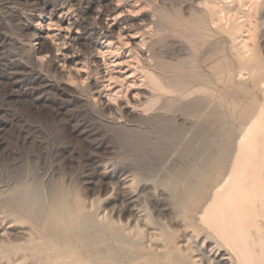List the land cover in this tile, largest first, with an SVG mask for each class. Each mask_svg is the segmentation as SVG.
<instances>
[{"label":"rangeland","instance_id":"374dc122","mask_svg":"<svg viewBox=\"0 0 264 264\" xmlns=\"http://www.w3.org/2000/svg\"><path fill=\"white\" fill-rule=\"evenodd\" d=\"M64 1L0 0V197L10 195L2 197L10 200L13 194L15 197L25 193V198L23 195L17 202L22 207L19 209L17 205V209L23 213L16 212V204H9L18 215L28 217L27 194L40 192L45 215L37 216L38 224L36 217L33 221L42 230L68 203V209L80 208L88 216L93 213L91 217L98 220L96 223L112 227L113 233L109 234L114 235L105 236L102 243L107 245L101 246L121 253L127 247V240L136 242L143 238L147 245L155 242L153 235L161 229L171 231L174 213L186 223L197 215L201 201L188 200L190 189L186 187L201 185L198 175L206 171L209 161L214 169L209 170L203 183V192L208 196L216 191L221 180L222 190L236 186V179L249 169V165H243L244 160L246 163L252 160L250 164H253L252 156L245 157L239 145L242 128L238 123V83L226 88V76L222 74L229 58L236 66L234 55L239 50L238 42L226 34L230 35L234 20V23L244 22L243 11L252 12V9L249 5L244 8L238 0H209L215 10L224 6L231 16L228 14L222 23L215 19L213 25L214 17L211 19L203 9L204 0ZM260 1L258 19L264 13V0ZM97 9H114L116 16L112 15L106 22L112 35L100 40L91 51L73 48L79 58L74 64H64L62 58L72 48L65 44L63 35L68 38L81 33L74 27L66 29L68 23L81 20L99 27L98 20L93 18ZM63 19L67 22L61 24ZM259 23L264 28V20L260 19ZM35 46H42L46 53L35 56L31 52ZM228 141H232L231 146L225 145ZM226 153L229 160L225 167L221 160ZM169 195L173 196L167 198ZM258 214L259 225L253 228L257 235L248 238L242 247L246 252L250 243L257 241L247 257L252 264H264V247L260 249L264 244V205L258 208ZM72 222L69 236L76 234L72 236L75 238L82 227L73 219ZM186 226L190 235H198L196 225ZM6 227L7 223L0 224V233L6 230L0 245L3 240L13 242L20 237V228ZM205 227L212 237L219 236L214 226ZM7 232L11 233L9 238ZM231 247L234 255H241L240 250ZM210 249L205 246L201 252L209 255Z\"/></svg>","mask_w":264,"mask_h":264},{"label":"bare ground","instance_id":"6f19581e","mask_svg":"<svg viewBox=\"0 0 264 264\" xmlns=\"http://www.w3.org/2000/svg\"><path fill=\"white\" fill-rule=\"evenodd\" d=\"M232 1H235V0H232ZM258 1L259 0H238V2H239L238 4H240L244 8H248L250 6L252 9V12H247V10H246L247 13H245L243 11L244 15L243 14L242 15L244 18L243 19L244 22L234 23L236 21V20H234L233 23L231 22L232 26H230V29L229 28L226 29L224 26H222L226 30L229 29L230 35L232 37H230L229 33H228V35L226 34V36H229V39L233 38L234 41L236 40L238 42V45H239V50H237L236 55H234V56H236L235 60L237 61V64H235L236 66H234V64L232 63L233 61L231 62L232 58L231 59L229 58L230 61H227V64H226L227 66H225L224 71L222 70V74H225V76H226L227 83L224 81L227 85L226 88L230 87L231 83H234V82L238 83V84H236V85H238L237 88L239 89V91H237V92H239L238 96H239V100H240L239 101L240 102L239 103L240 113H239V117H238L239 118L238 123H239L240 127L242 128L241 142L239 145L241 147V151H242L241 153L245 157L251 155L253 160H254L253 164H250L252 160L250 162H248L249 164L246 163L247 160H244L245 162H243V165H246V167L249 165V169L246 172V174H244L243 176H239L236 179L237 185L232 186L230 189L222 190V186L224 183L222 184L221 182L223 180H221L220 183L215 187L216 191L213 192V194H211L209 191V193L211 195H209V196L206 195L204 193L205 191L203 192V190H204L203 189V183L205 182V180L209 176L208 175L210 172L209 170L211 168H213L211 166L214 165L211 161H209L208 163L206 161V163H207L206 168H205L206 171L202 172L198 175V178H200V180H201V185H199L198 187H195V188L194 187L188 188L189 186L186 187V185H185V187L188 190L190 189V192H187L189 194L187 197L188 200H200L201 201V206L198 210L197 215H195L194 218H192L191 220H188V223H186V222H182L181 221L182 218L177 216L174 212H172L174 214L172 217V230L171 231H167L168 229H165V230L161 229L160 233H155L153 235L155 239L154 238H152V239L155 240V242H153V243L151 242L150 244H147V245L145 244L142 237H141L142 238L141 241L139 240L136 242H133V241L128 242V240H127V247L121 253H119L115 248L102 247L103 246L102 244L107 245L106 243H102V239L105 238V236L107 237L108 235H110L109 233L112 232V230H111L112 227H110V226L107 227L106 224H103L105 226H100L99 224H97L96 222L98 220L95 221L93 219L94 217H91L92 215L94 216L93 213L91 216H88L80 208H74L73 207V208L68 209L69 203L66 205V201H64L65 198L63 200L64 201L63 204L66 205V209L64 207L65 210L57 211L54 214V216H52L53 218L50 216L52 218V219L50 218L51 222L48 224V226H46L47 224L45 225L46 226L45 230L44 229L42 230L35 224L38 222L37 216H39V215L41 216V214H43L45 212L43 202H42L40 195H39L40 192L39 193L34 192L32 194H27L29 203L28 202H26V203H28V205H29L28 210L30 211L28 214L29 215L28 217H25V216L23 217L22 215H18L16 213V212H18V213L22 212V210L19 211V209H22V207L19 206L18 205L19 203H17V202L25 193H19L15 197L13 196L14 195L13 194V195H11L10 200H8V199L4 200L2 198L4 196H2V197H0V222L2 223L3 226L7 223V225H8V227H6L7 229L17 228V227L20 228V233H19L20 237L18 239H15V241H13L11 239L13 242L4 241L2 239L3 243H1V245H0V254H1L0 264H252L249 262L247 257L251 256L250 254L253 251H250L251 250L250 248L252 247V245L257 243V241L254 240L252 244L250 243V248L248 250H246L247 253L243 252L242 247L244 246V244L246 243L248 238H250L251 236L257 235L253 231L254 230L253 228H255L256 226L259 225V221L257 219V216L259 215L258 214V208H260L264 205V178H263L264 177V28H262L261 27L262 24L260 25V23H259L260 19L264 20V13H263V15H261L260 19L257 18V16H259L258 14H260V12L258 11V8H259L258 7L259 3L257 4ZM100 3L101 2H99V4ZM210 3L211 2L209 0H204L203 1V6H204L203 9H205V11H207V13L210 15L211 19H212V17H214L213 18L214 20H212L213 25H215L214 24L215 19H217L218 22L221 21V23L223 20H226L230 11L229 12L226 11L225 10L226 8H224V6H223V8H220V10H217V9L215 10V8L210 6L211 5ZM218 3H220V2H218ZM222 3H224V2H222ZM222 3H220V4H222ZM110 4H111V2H110ZM227 4H229V3H227ZM238 4H237V6H238ZM233 5H235V4H233ZM245 5H249V6L246 7ZM68 6H69V4H68ZM217 6H219V5H217ZM227 6H225V7H227ZM60 7H62V6H60ZM60 7H59V9H60ZM73 7H72V9H73ZM197 7H198V5H197ZM228 7H230V6H228ZM64 8H65V6H64ZM72 9H70V11ZM251 9L249 11H251ZM33 10H35V9H33ZM68 10H69V7H68ZM197 10H198V8H197ZM235 11H233L234 14H235ZM113 13H114V9L105 10V11L97 9V11L93 12V15H94L93 18L98 20L99 27H96L94 25H90L89 22L86 23V21L82 22L81 20L80 21L79 20H74V21L72 20L73 22L68 23V28H66L67 27L66 26L65 27L66 29L70 30L72 27H74V29L77 28L78 31L81 30V33L80 34H78V33L74 34L73 33L68 38L63 35L62 38L64 39V41L67 40L65 42V44H67L72 49L70 50V52L68 51L69 52L68 55L64 54L65 56H63V58L61 57L62 62L64 64L65 63H73L74 64V62L79 58V55H76L73 48H77V49L82 48L85 50H90V49L94 48V46H96L100 40L108 39L112 35V31L110 30V27L107 25L106 22L112 15H115ZM64 16H66V15H64ZM229 16H230V14H229ZM80 18H84V17H80ZM93 18H92V20H93ZM60 21H61V24H62V22L63 23L67 22L66 19H63ZM58 23H60V22H58ZM224 24H226V23H224ZM226 25L228 26V24H226ZM56 26H58V24ZM219 26H220V24H219ZM61 28H64V27H61ZM27 35H29V34H27ZM30 36H32V34ZM38 36H40V35H38ZM250 42H252L253 44H250ZM5 43H7V42H5ZM199 43H201V41ZM229 43H230L229 45L233 44V43L231 44V42H229ZM34 48H36V49L31 50V52H34L35 56H42L47 51L42 46H40L38 48L35 46ZM16 49H18V48H16ZM46 49H48V48H46ZM49 49H51V48H49ZM19 51H21V50H19ZM231 52H234V51H231ZM231 52H230V54H231ZM233 54L234 53H232V57H233ZM218 55H220V53ZM228 55H229V53H228ZM230 56H228V57H230ZM36 58H38V57H36ZM44 58H46V57L44 56ZM90 58H91V56L89 57V59ZM215 60H216V58H215ZM215 60L213 61V64L215 63ZM11 62H12V60H11ZM53 62H54V60H53ZM217 62H219L220 64L222 63V61H220V60H217ZM219 63H218V65H219ZM222 64H224V63H222ZM212 66H214V65H212ZM14 68H16V67H14ZM175 70L176 69H174V71ZM215 75L216 74H214V76ZM219 75H218V77H219ZM219 79H221V78L219 77ZM222 79H223V75H222ZM215 81H216V79H215ZM220 82L223 83L222 80ZM236 85H232V86H234V88H236ZM172 86L175 87L176 84L172 85ZM180 86H182V85H180ZM184 87L185 86H183V88ZM178 88H179V90L181 89V87H178ZM183 88H182V90H183ZM176 89H177V87H176ZM175 91H177V90H175ZM224 92H225V90H224ZM226 92H228V91H226ZM210 93H211V91H210ZM232 94H233V92H232ZM191 95H193V94H191ZM228 95L229 94L227 93L226 98ZM222 97H225V95ZM221 100H223V99H221ZM226 101H228V99ZM230 101H228V102H230ZM250 136H252L253 139L249 138ZM230 138H233V136L231 135ZM231 144H232V141H228L225 145L231 146ZM186 153H189V152L187 151ZM233 155H234V153H233ZM187 156H189V155H187ZM248 158H246V159H248ZM211 159H214V158H211ZM228 160H229V153H226V154H224V157L221 160L222 165L226 167V165L228 164ZM202 167L204 168L203 165H202ZM228 174H230V173H228ZM261 174H263V175H261ZM196 175H197V173H196ZM230 175L231 176L233 175L232 172ZM226 176H228V175L226 174ZM229 178L230 177H228V179ZM225 179H226V177H225ZM186 180H187V178L185 179V181ZM174 182H176V181H174ZM189 183H191V182H189ZM28 184H29V182H28ZM28 184H27V186H28ZM30 184H32V183H30ZM214 184H216V183H214ZM0 185H1V183H0ZM208 185H209V183H208ZM6 186H8V185H6ZM14 186H16V183ZM13 188L15 189V187H13ZM13 188H11L10 190H12ZM4 189H5V187H4ZM35 189H38V188H35ZM20 190L21 189H19L18 191H20ZM31 190L29 188V191H31ZM151 190H152V188H151ZM24 191H22V192H24ZM178 191H176V192H178ZM213 191H214V189H213ZM8 192H10V191H8ZM13 193H16V192H13ZM58 193H59V191H58ZM10 194H12V193L10 192ZM63 194H62L61 198L63 197ZM12 196L14 198H12ZM68 196H70V194H68ZM172 196L167 197V198H171ZM8 197H10V195ZM8 197L6 196L4 198H8ZM65 197H66V195H65ZM128 197H130V196H128ZM24 198H25V195H24ZM24 198H23V201H25ZM73 198L76 199V197H73ZM68 199H70V198H68ZM157 199H158V197H157ZM28 200H26V201H28ZM45 200L46 199H44L43 201H45ZM57 200H58V198H57ZM70 201L74 202V200H72V199ZM169 201H167V203ZM175 201H178V199ZM57 202L54 201V204L55 203L57 204ZM60 202H61V200H60ZM73 202H72V204H73ZM76 202L77 201L75 200V202H74L75 205H77ZM150 202H149V205H150ZM9 203H11V206H12V204H16L15 205L16 208H14V209H17V205H18V207H19V209H17L18 211L15 212ZM89 204L91 205V203H89ZM20 205H23V204H20ZM143 205L144 204L142 203L141 206H143ZM171 205H172V203H171ZM179 205L180 204H178V206ZM197 205H199V204H197ZM24 206L27 207L26 205H24ZM51 207H52V205H51ZM92 207H94V206H92ZM24 209H23V211H24ZM140 209H141V207H140ZM185 209H187V208H185ZM91 211H90V213H91ZM183 211H184V209H182V212ZM25 213H26V211H25ZM149 213H151V210ZM25 215H27V214H25ZM44 215H45V213H44ZM155 215H158V214H155ZM95 216H97V214ZM98 216H100V215H98ZM111 216H113L112 213H111ZM159 216H163V215H159ZM263 216H264V214H263ZM31 217H32V219H31ZM35 217H36V219H35ZM259 217H260V215H259ZM157 218H158V216H157ZM34 219H35V223L33 221ZM50 219H48V220H50ZM72 219L74 221H76L82 227V228H80V229H82V231H80V229L79 230L77 229L81 233L75 238H72V236H76V234L75 235L72 234L69 236V229H71L69 225H70V223H73ZM165 219H167V218H165ZM36 220H37V222H36ZM111 224H115V223L112 222ZM186 225H189L191 227L196 225L198 235L197 236L190 235L187 231V230H189V228L187 229ZM205 225L214 226L215 227L214 231H216V233L219 236L218 237H212V235L208 231L206 233L205 231L207 228L205 227ZM157 226H158V224H157ZM193 230H194V228H193ZM121 232H123V231H121ZM14 233H16V232H14ZM10 234L11 233H8V238H9ZM5 235H6V230H5V232L0 233V238L1 237L4 238ZM111 236H114V235L112 234V235H110V237ZM116 237L118 238V236H116ZM12 238H14V237H12ZM117 238H116V240H119ZM121 239L122 238H120V240ZM129 240H131V239H129ZM109 242L110 241L107 242L108 245H109ZM115 242L116 241H114V243ZM192 243H195L194 247L190 246ZM258 244H260V241ZM199 245H200V247H199ZM120 246H121V244H120ZM123 246H125V245L123 244ZM205 246L207 248H209V247L211 248L210 249L211 253L209 255L204 254V252L203 253L201 252V251H203V250H201V248H204ZM229 246L230 247L232 246L231 248H236L237 251L240 250L241 255H238V256H236L237 254L234 255V253H232V251L230 250ZM112 247H113V245H112ZM263 247H264V244L262 247H260V249L262 250ZM252 250H253V248H252ZM262 262H260V263H262Z\"/></svg>","mask_w":264,"mask_h":264}]
</instances>
